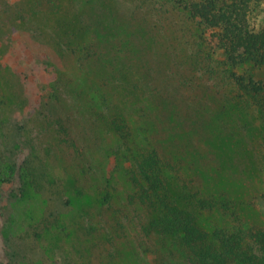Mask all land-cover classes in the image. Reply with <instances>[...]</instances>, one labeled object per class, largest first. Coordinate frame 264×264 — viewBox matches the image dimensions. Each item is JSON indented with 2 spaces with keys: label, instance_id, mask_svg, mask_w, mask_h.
<instances>
[{
  "label": "rangeland",
  "instance_id": "1",
  "mask_svg": "<svg viewBox=\"0 0 264 264\" xmlns=\"http://www.w3.org/2000/svg\"><path fill=\"white\" fill-rule=\"evenodd\" d=\"M199 30L156 0H0V264H188L173 235L144 234L158 212L131 175L146 140L178 207L184 188L228 202L196 210L201 228L264 229L258 110ZM114 117L132 154L114 151Z\"/></svg>",
  "mask_w": 264,
  "mask_h": 264
},
{
  "label": "trees",
  "instance_id": "2",
  "mask_svg": "<svg viewBox=\"0 0 264 264\" xmlns=\"http://www.w3.org/2000/svg\"><path fill=\"white\" fill-rule=\"evenodd\" d=\"M156 1L180 9L189 19L195 20L200 27L197 37L199 45L208 49V57L219 53L227 76L237 92L258 110L264 158V81L254 76V71H264V0ZM77 18L78 14L74 21L77 26L71 28L73 40L77 33L85 29ZM92 55L100 57L93 44L83 46L81 58L88 60L95 57ZM236 68L238 71L233 70ZM157 99L168 104L171 102L161 92L157 94ZM164 109L165 105H162L163 113L167 114L169 108ZM161 117L163 120V114ZM110 122L119 140L114 148L115 153L123 148L126 153L132 154L129 125L119 117L112 118ZM58 123L63 134L68 135L65 125ZM148 143L149 140H146L143 148L135 147L136 171L131 175L132 182L139 188L138 198L158 212V217L145 227L144 234L155 233L162 237L173 235L188 264H264V229L253 226L233 229L214 227L211 230L201 228L195 216L197 211L216 206L225 211L228 202L217 204L212 199L198 197L202 194L197 188L193 192L184 188L183 191L187 193L183 199L189 207H178L176 201L169 198L165 187L163 171L169 168L168 160L158 146ZM23 183L19 181L17 190L20 192Z\"/></svg>",
  "mask_w": 264,
  "mask_h": 264
}]
</instances>
